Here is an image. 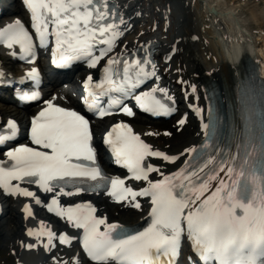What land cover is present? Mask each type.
Segmentation results:
<instances>
[{
  "label": "snow or ice",
  "instance_id": "1",
  "mask_svg": "<svg viewBox=\"0 0 264 264\" xmlns=\"http://www.w3.org/2000/svg\"><path fill=\"white\" fill-rule=\"evenodd\" d=\"M94 2L95 0H22L26 11L30 13V25L25 26L19 19L5 23L3 27H0V43L6 45L8 49H13L11 52L13 57L17 56L14 49L18 46L20 59L34 60L37 56L38 40L39 46L45 48V50L51 45V64L58 70L70 71L73 64L77 62H84L89 69H96L103 60L104 55H106V52L97 49L96 45L107 46L110 43L106 37L114 25H102L99 28L91 26L94 13L89 5L94 4ZM97 11H99V5H97ZM101 18L97 17V19ZM193 39H197V37L193 36ZM179 51L180 49H173L172 53L175 54ZM129 55L134 59L129 62V67H125L124 75L120 78L118 86L116 85L117 73L112 67L115 62L111 59L102 65V76L96 82L97 86H102L104 82L113 85L112 90H118L122 94V100H133L143 112L153 115L172 114L174 108L157 94L167 95V88L160 87L155 82L150 88H144V85L150 79L153 81L161 79L149 50L145 48L143 58L137 56L135 50ZM165 59L170 60L171 56H167ZM39 76L40 73L35 67L27 72V77L33 80ZM3 82L8 83L7 80ZM91 82V75H88L83 81V88L86 93ZM179 82L185 85L186 89L191 88L192 93L197 92L196 84L183 79ZM141 88H144V90L137 91ZM16 92L18 99L21 101L42 100L43 102V106L31 120L30 140L32 144L48 148L55 152L58 157H61L65 152L78 151L82 154L86 147H91L90 144L85 145L82 140V126L88 124L82 116L61 108L55 104L54 98L44 99L39 91H24L23 94H20L21 90L17 89ZM168 99L172 100L173 98L169 96ZM121 112H125L129 116L135 115V112L127 104H124ZM196 113L201 116V128L205 140H207L215 134L217 118L211 115V109H209L208 122L204 123L202 110L197 108ZM248 119L250 122L252 121L251 114ZM7 123L10 126L11 138L14 139L17 135V125L11 120ZM185 123L186 118L178 121L179 125ZM129 131H131L130 127ZM254 132L255 125L250 123V126L241 134L243 138L251 139ZM133 135L137 140L139 139L137 134ZM8 139L9 137L0 136V146H4ZM125 149V151L117 150L116 155L118 157L124 156L129 170H131L137 148L135 143L125 139ZM33 152L34 150L29 148L28 145L19 144L15 149L8 148L4 154L17 162H31ZM35 155L47 154L35 152ZM2 179L3 177H0V181ZM136 179H140V177H136ZM144 179L146 180V177ZM113 183H119L121 191L130 193L137 204L140 198L149 195L147 186L144 189H130L124 185L123 180L113 181ZM108 195L114 196L117 203L126 198L119 192H109ZM137 197H139V200L136 199ZM149 199L152 204H155L159 199L162 204L166 205L167 193L163 187H160L151 194ZM165 211L168 219L171 220L173 217L172 210L166 207ZM96 212L97 210L94 207L91 214L87 210L78 209L79 222L76 225L81 229V236L76 237V239H79L86 249L90 247L95 253V255L88 256L90 264H160L162 259L165 264H178L180 260L179 247H175L174 253L171 247L162 254L159 251L160 248L166 245H175V237H160L157 239L155 235L147 233V230H145L147 239L149 241L155 240V243H145L136 239H130L123 243L115 242L111 237V233L119 226V222L109 221L106 215H97ZM24 214L25 219L32 215V213ZM57 215L61 214L57 213ZM62 235H67V233L53 231L41 221L39 227L27 228L26 238H31V240L26 242V238L21 239L20 246L31 250L38 245H42L46 251H53L57 249L58 245H65L64 240L61 239ZM197 243L199 242L197 241ZM246 247H249V244L247 242L242 243L237 249V253L244 255ZM210 251V248H202L201 251L197 252L199 264H210L207 259V253ZM248 255L251 257L249 264H261L260 257L264 256V250L253 246ZM183 262L184 264H193L192 257H184Z\"/></svg>",
  "mask_w": 264,
  "mask_h": 264
},
{
  "label": "bare ground",
  "instance_id": "2",
  "mask_svg": "<svg viewBox=\"0 0 264 264\" xmlns=\"http://www.w3.org/2000/svg\"><path fill=\"white\" fill-rule=\"evenodd\" d=\"M17 1L11 0L10 5H8L9 7L5 10L6 15L13 12L11 3H16ZM115 1L122 9L124 21H129V19L134 18L129 24L134 23L136 25L139 22L144 25L136 31V35H126L124 39L120 40L118 38L116 45L109 51L110 54L122 53L134 49L141 43L154 41L159 44L155 51V63L158 75L161 77V73H165L173 84L180 85L181 87H185V85L179 82L181 79L197 85L196 93H192L191 88H185V92H180L181 89L179 90L174 86L169 87L165 82L157 81L158 86L167 88L168 93L175 100L187 103L194 110L197 108L201 109L202 116H204L207 105L202 83L204 80L206 81L211 78L223 89L226 98L230 102L235 103L237 85L238 81H240V68L236 62L231 63L223 59L217 62L214 59L221 50L216 45L215 37H212L216 31L212 29L215 26L212 27L210 21L218 19V22L221 23V21L225 20V23L229 25V29L227 27L228 31L231 29L232 32L234 26H237L236 30H240L242 34L244 29L239 23L236 11L237 6L236 4L234 5V3H237L236 1L240 2L241 0L232 1L231 4L227 2L224 10H219L215 7L214 0L209 1V3L207 2L206 4L208 5L205 8L210 12L212 11V7L218 10L217 13H209L208 16L210 18L203 16V12L205 11H203L204 6L201 0H169L170 2L167 0H143L144 3H141L142 0ZM240 6H242V3H240ZM234 11H236L237 17ZM15 12L18 14L21 13L22 8L16 7ZM149 13L150 16L148 15ZM140 14L141 17H137ZM204 18L206 19L204 20ZM126 26L127 24L122 25L120 36L124 35ZM216 28L220 29L221 27L217 26ZM223 34L225 35V33ZM242 35L244 37L246 36L245 34ZM193 36L197 37V39H193ZM257 46L258 48L264 46V36L257 43ZM173 49H180V51L173 54ZM167 56H171V59L166 60L165 57ZM11 60L12 58L7 54H0V66L7 65ZM17 67L14 64L12 71L23 74V69L15 70ZM263 71L262 74L264 75ZM69 79H72L69 82L67 81L69 84L58 85L56 87L53 92L54 94H58L55 97V101L77 105V99L73 97L76 91L73 75H70ZM53 93L49 95V98H53ZM39 107L38 105L32 110L26 111L12 107L7 103V100L3 104L0 103V108L4 110V113L6 115L14 114L22 125L29 115L37 111ZM200 117L198 115V119L193 118L194 124L189 127V130H183L181 132L178 131L180 127L176 125L175 121L172 124H168V128L166 129L168 134H163L164 129H160V126L155 125L153 122H148L143 117L133 125L135 133L139 134L143 140L148 142L149 154L151 155L153 152L159 154L157 157H152V155L150 157V163L153 169L152 176L154 178L161 177L162 173H166L167 170L171 171L176 169L188 157V154L197 145L202 135V120H200ZM101 124L102 122L98 123V125ZM165 136L167 138H163ZM168 157L170 158L168 159ZM172 161L177 163H173ZM231 165L232 163L229 162L225 167L223 166L218 174L212 178H208L204 185L194 191V194L186 201L189 212L185 216V219L191 218V212L194 208L199 207L205 209L210 204L213 196L228 177ZM61 200L64 205L80 200H88L98 207V215L104 214L109 221H116L122 224H136L144 219L147 220L151 210L150 205L145 200L141 202L143 209L135 211L130 210L127 205H115L106 196L99 194L65 195L61 196ZM13 202V200L8 199L5 202L4 215L7 216L11 213L12 217H7L8 219L6 218V221L0 224V234L4 233V236H2L4 240L8 239L12 242L11 247L15 248L12 251L14 254L13 260L16 259V264H66V260L69 258L68 254H71V249L57 247V249L50 251L52 252L50 256H46L42 250L26 251L25 248L20 246V241L26 238V230L28 227H39L41 221L53 231L58 232L60 229L70 232L73 235L74 241H77L76 237L79 236L80 230L73 228L63 220L58 221L57 224L47 222L43 220L46 217L40 216L38 210H36L35 217L29 216L25 219L23 204L21 202ZM14 207L17 209L14 210ZM30 240L31 238H26V242ZM11 258L12 256L8 257L6 255L7 260H4L5 262L0 258V264H5L6 261L10 263Z\"/></svg>",
  "mask_w": 264,
  "mask_h": 264
},
{
  "label": "rangeland",
  "instance_id": "3",
  "mask_svg": "<svg viewBox=\"0 0 264 264\" xmlns=\"http://www.w3.org/2000/svg\"><path fill=\"white\" fill-rule=\"evenodd\" d=\"M167 1H169V0H167ZM232 1H235V0H220V1L214 0V6L217 7L219 10H224V6L227 5V2L229 4H231ZM236 2L237 3H234V5L236 4V6H237L236 11L240 10L239 14L237 13V15H239L238 18H239L240 25L243 24L242 28L249 34V36L251 37L252 40H258L259 41L260 39H263V36H264V0H241L240 2L239 1H236ZM141 3H144V1L142 0ZM240 3H242V6H240ZM203 9H205V3H204ZM236 11H234L235 16H236ZM204 16H207V18H208V15L206 12H204ZM235 19H234V21H235ZM226 21H228V20H226ZM224 22H225V20H224ZM230 25H232V24L230 23ZM224 26H227V24H224ZM212 27H214V26L212 25ZM212 29H215V27ZM228 29H229V25H228ZM232 32H234V33H232L231 35L235 34L234 30ZM242 34H245V33L242 32ZM221 35H222V32H221ZM221 35L219 32L216 31L212 36L213 38L215 37L214 39L217 40L216 41L217 47H219L218 37ZM151 121H153V120H151ZM173 122H174L173 120L165 122L164 125L162 124L163 127L160 126V129H167L168 128L167 125L172 124ZM155 123L159 124L157 121H155ZM186 130H189V128L187 127ZM163 138H167V136H165ZM16 209L17 208L14 207V210H16ZM7 217L8 218L12 217V214L9 213L7 216L3 215V217L1 218V221H0V224H2L3 221L5 222ZM8 224H9V222H8ZM5 225H7V223H5ZM3 234H0V254H1L0 258L2 257V259L4 261V260H6V255L9 257V255L11 253L9 247L11 246L12 242L8 239L4 240V237H2V236H4ZM11 249L13 251L15 248L11 247ZM10 264H12V263H10Z\"/></svg>",
  "mask_w": 264,
  "mask_h": 264
},
{
  "label": "clouds",
  "instance_id": "4",
  "mask_svg": "<svg viewBox=\"0 0 264 264\" xmlns=\"http://www.w3.org/2000/svg\"><path fill=\"white\" fill-rule=\"evenodd\" d=\"M218 44L221 51L216 57H214L217 62L223 59L234 63L240 58L245 47H247V50L251 55L257 56L260 59L261 69L264 70V46L256 48L251 43H247L246 38L241 35L240 30L237 29L235 35L219 36Z\"/></svg>",
  "mask_w": 264,
  "mask_h": 264
}]
</instances>
